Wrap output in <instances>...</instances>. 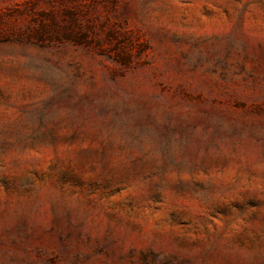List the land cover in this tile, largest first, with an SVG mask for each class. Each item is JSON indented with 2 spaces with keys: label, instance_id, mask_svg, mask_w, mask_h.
Here are the masks:
<instances>
[{
  "label": "rangeland",
  "instance_id": "obj_1",
  "mask_svg": "<svg viewBox=\"0 0 264 264\" xmlns=\"http://www.w3.org/2000/svg\"><path fill=\"white\" fill-rule=\"evenodd\" d=\"M0 264H264V0H0Z\"/></svg>",
  "mask_w": 264,
  "mask_h": 264
}]
</instances>
